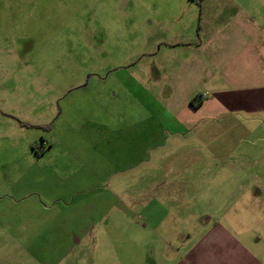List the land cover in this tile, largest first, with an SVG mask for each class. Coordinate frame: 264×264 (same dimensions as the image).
I'll return each mask as SVG.
<instances>
[{
  "label": "rangeland",
  "instance_id": "rangeland-1",
  "mask_svg": "<svg viewBox=\"0 0 264 264\" xmlns=\"http://www.w3.org/2000/svg\"><path fill=\"white\" fill-rule=\"evenodd\" d=\"M209 1L0 0V264H170L199 192L260 162L243 118L148 117L157 41Z\"/></svg>",
  "mask_w": 264,
  "mask_h": 264
},
{
  "label": "crops",
  "instance_id": "crops-1",
  "mask_svg": "<svg viewBox=\"0 0 264 264\" xmlns=\"http://www.w3.org/2000/svg\"><path fill=\"white\" fill-rule=\"evenodd\" d=\"M208 3L197 23L169 25L157 41L162 62L145 73L157 105L148 117L174 137L191 138L202 134L192 127L202 119L243 118L241 134L254 139L260 162L241 167L245 179L199 192V227L172 249L170 264H264V0Z\"/></svg>",
  "mask_w": 264,
  "mask_h": 264
},
{
  "label": "trees",
  "instance_id": "trees-1",
  "mask_svg": "<svg viewBox=\"0 0 264 264\" xmlns=\"http://www.w3.org/2000/svg\"><path fill=\"white\" fill-rule=\"evenodd\" d=\"M197 4L201 5L202 1L203 0H195ZM41 147V145H40ZM39 145H33V149L35 150V152L39 155V154H42L43 152V149L42 150H39L38 148H40Z\"/></svg>",
  "mask_w": 264,
  "mask_h": 264
},
{
  "label": "built area",
  "instance_id": "built-area-1",
  "mask_svg": "<svg viewBox=\"0 0 264 264\" xmlns=\"http://www.w3.org/2000/svg\"><path fill=\"white\" fill-rule=\"evenodd\" d=\"M203 96H205V95H203Z\"/></svg>",
  "mask_w": 264,
  "mask_h": 264
}]
</instances>
